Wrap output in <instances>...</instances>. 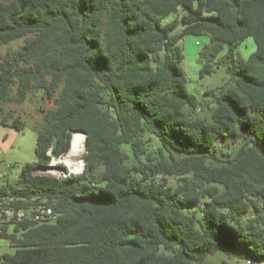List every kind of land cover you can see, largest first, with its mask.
<instances>
[{"label":"trees","instance_id":"16d2710c","mask_svg":"<svg viewBox=\"0 0 264 264\" xmlns=\"http://www.w3.org/2000/svg\"><path fill=\"white\" fill-rule=\"evenodd\" d=\"M185 35L210 39L200 77L225 44L228 59L248 37L256 50L200 102ZM18 40L0 53V124L20 131L7 105L31 94L54 107H38L37 161L0 196L45 197L58 218L1 227L15 252L0 264H235L207 260L220 250L264 262V0H0V50ZM78 131L84 172L36 173ZM227 139L235 151L219 154Z\"/></svg>","mask_w":264,"mask_h":264},{"label":"rangeland","instance_id":"374dc122","mask_svg":"<svg viewBox=\"0 0 264 264\" xmlns=\"http://www.w3.org/2000/svg\"><path fill=\"white\" fill-rule=\"evenodd\" d=\"M181 17L182 11L178 14H173L165 21L172 20L175 16ZM183 28L182 24L173 31V34H179ZM210 43L208 36H195L185 35L180 44L183 48L184 59L180 63L187 76L186 87L189 93L193 94L198 101L208 100L211 97L206 94L208 90L218 92L222 87H226L230 80L228 67L233 66L239 60H246L256 50V44L252 37H248L243 41L235 51L234 58H226L228 54V46L225 44L221 50L219 57L214 61L215 70L213 73L200 77V70L202 63L200 61V52ZM22 44V40L10 43L1 48L0 53L4 54L7 50L14 49ZM42 106L45 109H51L54 104L51 100L42 96V92L31 94L29 98L23 103H14L7 105L8 108L15 109L24 120V127L19 131L9 126L0 125V182L1 183H16L21 168L27 163L37 161L36 146H37V131L33 125L41 122L42 113L38 107ZM203 113L202 109L198 110ZM82 132V131H81ZM85 136V135H84ZM158 145L155 140L150 146L155 149ZM237 143L231 139L224 142H219L217 152L221 154L225 152H234ZM36 173L43 174L44 172L39 169ZM174 182L172 179L171 183ZM1 230V229H0ZM8 233H14L13 226H10ZM15 248L11 245L8 237L0 236V256L5 254H12ZM209 262H218L227 260L235 264H246L245 261L236 260L230 257L225 250H220L214 255H210L207 259ZM259 264H264L260 262Z\"/></svg>","mask_w":264,"mask_h":264},{"label":"built area","instance_id":"2783aa9c","mask_svg":"<svg viewBox=\"0 0 264 264\" xmlns=\"http://www.w3.org/2000/svg\"><path fill=\"white\" fill-rule=\"evenodd\" d=\"M80 134L83 135L80 147H77L72 152L74 139ZM85 139L83 132H73L71 145L66 152L53 156L52 151L49 150L48 154L51 159L48 165L41 169L44 172L43 174L52 175L59 179L82 174L84 172V154L86 152ZM25 201L28 202L27 205L20 204ZM57 218L58 214L48 205L45 197H33L30 200H26L13 194L0 196V228L13 226L26 220L53 222ZM246 264H250V261H247Z\"/></svg>","mask_w":264,"mask_h":264},{"label":"bare ground","instance_id":"6f19581e","mask_svg":"<svg viewBox=\"0 0 264 264\" xmlns=\"http://www.w3.org/2000/svg\"><path fill=\"white\" fill-rule=\"evenodd\" d=\"M82 139H83V135L82 134L77 135L75 137V139H74V147H73L72 152H74L77 149V147H80V144L82 142Z\"/></svg>","mask_w":264,"mask_h":264},{"label":"water","instance_id":"95a60500","mask_svg":"<svg viewBox=\"0 0 264 264\" xmlns=\"http://www.w3.org/2000/svg\"><path fill=\"white\" fill-rule=\"evenodd\" d=\"M85 137H87V132H83ZM2 260V257L0 256V261Z\"/></svg>","mask_w":264,"mask_h":264},{"label":"crops","instance_id":"0c3cea01","mask_svg":"<svg viewBox=\"0 0 264 264\" xmlns=\"http://www.w3.org/2000/svg\"><path fill=\"white\" fill-rule=\"evenodd\" d=\"M0 125H2V124H0ZM2 126H4V125H2Z\"/></svg>","mask_w":264,"mask_h":264}]
</instances>
